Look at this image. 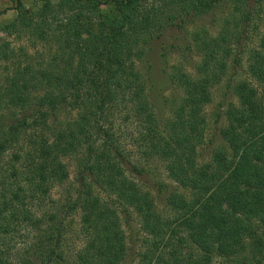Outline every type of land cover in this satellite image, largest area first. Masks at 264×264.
Returning <instances> with one entry per match:
<instances>
[{
  "label": "trees",
  "instance_id": "obj_1",
  "mask_svg": "<svg viewBox=\"0 0 264 264\" xmlns=\"http://www.w3.org/2000/svg\"><path fill=\"white\" fill-rule=\"evenodd\" d=\"M219 2L44 0L42 9L29 11L18 2L20 18L6 32L43 43L51 36L56 47L47 54L37 50L43 63L19 67L0 84V264L65 258L74 212L81 213L85 238L75 264H123V224L133 213L150 238L139 264H264V100L250 78L233 86L238 103L229 104L218 127L223 145L209 162L198 161L208 126L205 106L228 68L237 69L245 56L249 76L264 84V0H233L234 11L217 35L192 36L202 63L196 76L177 75L184 96L164 126L150 109L137 67L150 43L175 46L168 29L181 32ZM8 46L0 43L3 56ZM70 106L86 112L60 124L57 116ZM121 110L141 120V157L163 161L177 184L167 197L170 215L155 211L150 192L132 177L146 170L132 162L118 137L113 117ZM75 154L82 156L79 187L54 204V187L69 178L63 158ZM21 227L37 237L29 258L14 259L5 239Z\"/></svg>",
  "mask_w": 264,
  "mask_h": 264
},
{
  "label": "rangeland",
  "instance_id": "obj_2",
  "mask_svg": "<svg viewBox=\"0 0 264 264\" xmlns=\"http://www.w3.org/2000/svg\"><path fill=\"white\" fill-rule=\"evenodd\" d=\"M20 0H0V43H8L9 48L5 56L0 53V84L2 79L7 75H13L14 71H18L19 67H24L30 63L37 65L43 63L45 55L39 57L37 50L47 51L54 50L55 38L49 36L48 42L43 43L41 39L35 40L29 34H8L5 26L20 18L18 10V2ZM23 8L26 10H39L44 5V0H21ZM54 3L59 0H52ZM235 3L233 0H220L216 9L210 14L199 17L195 21L189 19L188 24L180 30L168 29L167 39H174L175 46L161 47V41L155 40L150 43L149 50L145 52L142 61L138 62V70L146 81L147 99L150 109L155 114L161 126H164L174 114L175 107L184 96V89L176 80L177 75L181 72H188L196 76L198 66L202 63V57L197 48L193 44L192 36L196 33L200 37H204V33L217 35L225 23L226 17L231 11H234ZM264 7V6H263ZM43 8V7H42ZM41 8V9H42ZM66 16V15H65ZM21 17H25L21 15ZM260 29L255 31H259ZM26 31H29L28 29ZM87 36L90 32L86 33ZM254 42H258V36H253ZM43 41V42H42ZM167 45V44H166ZM4 48V47H3ZM244 63L238 68H228L227 73L223 75L220 83L212 88V100L205 106V113L208 119V126L205 133V140L199 147L198 161L200 163L209 162L212 159L213 152L216 147L223 145L219 135V128L225 123V112L230 103H238V97L234 94L233 86L241 79H251L258 87L260 96L264 100V84L252 79L249 76L247 65ZM20 65V66H19ZM231 67V66H228ZM2 111V110H1ZM6 113V111H2ZM86 111L82 108L74 110L70 107L63 109L57 116L60 124L67 125L72 121L80 118L81 114ZM1 115V113H0ZM118 137L127 150L128 156L132 162L146 170L145 174L140 176H132L135 181L145 191L150 192L154 198V209L161 215H170L167 197L169 191L176 187V183L169 176L165 163L159 159L147 160L141 157V152L136 146V133L141 125V120L135 115L131 116L126 110L117 112L113 117ZM79 154L69 155L63 158L66 163L69 178L63 185H56L52 195L54 204L64 203L68 197L75 195L76 187H79ZM105 199L107 196L102 193ZM53 204V203H52ZM51 205V204H50ZM50 205H42L44 210L50 208ZM129 223V222H128ZM123 224L126 235L127 254L124 257L123 264H139L142 253L146 250L149 241L148 234L144 231L140 217L133 213L130 224ZM17 231H20L19 233ZM14 233L6 235V242L11 247V253L14 259L19 256L29 258L32 253L33 243L36 241L37 231L28 227H21ZM5 242V243H6ZM6 245V244H5ZM6 245L7 247H9ZM85 245V238L81 228V213L74 212L69 219V231L65 234L63 241V252L65 258L54 260L51 264H75V256L78 251L82 250ZM33 264H41L33 258ZM59 261V262H58ZM22 264H28L22 262ZM31 264V263H30Z\"/></svg>",
  "mask_w": 264,
  "mask_h": 264
}]
</instances>
